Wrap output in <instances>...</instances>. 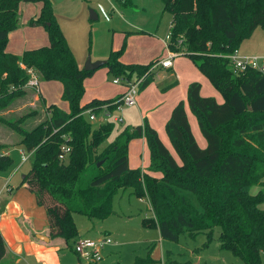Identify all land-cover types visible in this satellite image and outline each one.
Returning a JSON list of instances; mask_svg holds the SVG:
<instances>
[{
    "label": "trees",
    "instance_id": "trees-1",
    "mask_svg": "<svg viewBox=\"0 0 264 264\" xmlns=\"http://www.w3.org/2000/svg\"><path fill=\"white\" fill-rule=\"evenodd\" d=\"M21 1L42 2L29 25L43 26L49 44L14 55L6 52L5 46L8 33L18 26ZM117 1L122 7L132 5V0ZM161 2L163 11L171 15L167 46L189 57L223 97L218 103L214 97L200 94L199 82L189 84L187 103L206 146L198 145L180 101L165 124L177 158L145 119L103 145L114 122L94 127L82 112L91 109L98 114L104 104L113 111L121 95L94 98L81 105L84 79L93 71L79 66L51 0H0V123L17 133L14 145L33 151L30 168L19 185H25L45 208L50 236L64 239L72 250L78 235L73 215L104 220L112 213L117 191L129 188L148 198L153 215L143 218L142 224L156 226L162 239L177 241L181 233L194 239L205 233L203 247H207L214 228L219 227L222 249L243 264H263L264 208L260 205L264 188L256 193L250 189L264 187V73L250 69L235 73L226 56L257 27L264 31V0ZM125 46L124 41L118 50H111L103 66L114 77L132 79L146 74L139 86L142 90L152 81L155 73L148 70L158 59L125 64L120 60ZM28 69L35 71L39 80L61 82V98L69 103V112L47 106L39 94L35 100L37 93L23 87ZM29 96L38 107L28 108L21 116L6 114ZM141 136L150 152L149 170L160 177L129 167V141ZM63 145L70 149L66 161L59 158ZM4 147L7 144L0 143V170L13 161L2 152ZM186 192L195 196L200 209ZM4 253L0 233V260ZM151 263L150 257H137L132 264Z\"/></svg>",
    "mask_w": 264,
    "mask_h": 264
},
{
    "label": "crops",
    "instance_id": "crops-1",
    "mask_svg": "<svg viewBox=\"0 0 264 264\" xmlns=\"http://www.w3.org/2000/svg\"><path fill=\"white\" fill-rule=\"evenodd\" d=\"M70 3H74V1ZM41 7L42 2H19L18 26L8 33L5 46L6 52L21 55L25 50L49 44L48 34L43 26L29 25L30 19L39 14ZM79 9L81 10V7ZM112 11H114L113 7ZM54 13L79 66L83 68V61L80 62L79 59L80 49L78 46L82 40L80 38V30L81 32L83 31L84 24L81 27L77 24H71L65 28L63 22L58 19L57 13ZM111 13L100 7L99 12H95L97 16L95 20L99 18V14L104 18L110 19L112 18ZM131 13L134 15L133 12ZM120 17L124 20L126 27L112 29L113 41L110 51L118 50L125 41L126 46L120 56V60L123 63L146 64L163 58L168 54L170 48L167 46V40L157 35V26L144 29L133 24L124 16L121 15ZM168 28L170 29V23ZM105 58L97 55L94 60ZM158 68L159 71L153 76L152 81L144 89L139 90L136 97V105L128 106L136 107L138 110L141 123L137 125L143 124L145 119L149 126L157 132L162 143L172 153L173 148L166 134L165 124L170 118L174 107L180 101H183L191 131L198 145L204 148L206 141L201 136L196 118L190 112L187 103L188 86L190 83L197 81L201 84L200 94L202 96L214 97L218 103L223 102V97L186 55L176 56L170 68ZM168 72L169 75L166 74ZM109 75L107 67L100 66L93 70L91 76L84 79V91L80 99L81 105L94 98L112 99L122 95L125 91L124 83H114L113 79L115 77L113 76L109 80ZM40 84L43 86L42 89ZM51 90L55 91L57 95H51L53 94ZM62 91L63 86L59 81L39 80L35 100H37L39 94L47 106L55 105L64 112H69V103L61 98ZM100 115L104 118L103 111L96 114V118ZM85 116L87 117V115ZM121 122H123L122 118ZM196 131H198L200 136H196ZM2 152L5 153L3 150ZM172 155L174 154L172 153ZM128 164L132 169H140L142 173L160 177V173L149 170L150 152L144 136L133 138L129 141ZM22 165L23 163L20 162L13 174ZM9 179H11V176L7 180ZM19 184L13 187L5 181L0 188V233L5 242V253L0 260V264H64L63 252L67 249L73 253L78 262H81L64 239L50 236L45 208L37 204L34 193L28 190L25 185ZM40 236L47 237V240H43ZM78 237L84 236L77 235ZM160 239L162 238L160 237ZM75 264L79 263L75 262Z\"/></svg>",
    "mask_w": 264,
    "mask_h": 264
},
{
    "label": "rangeland",
    "instance_id": "rangeland-1",
    "mask_svg": "<svg viewBox=\"0 0 264 264\" xmlns=\"http://www.w3.org/2000/svg\"><path fill=\"white\" fill-rule=\"evenodd\" d=\"M51 1L54 12L57 13L58 19L63 22L65 28L71 24H77L79 27L84 24L83 31L80 30L82 40L78 46L80 49L79 59L80 62L83 61V66L88 57L92 61H96L94 58L97 55L106 57L99 60L108 59L113 41L112 29L126 27L124 20L120 17L121 15L144 29L157 26V35L164 40H166L169 33L168 26L171 15L162 11L161 0H132V5L126 7L120 6L117 0ZM73 1L74 3H70ZM100 7L107 12H112V18H104L99 14L97 20H89L90 10L99 12ZM112 7L114 11H112ZM132 9L133 11H131ZM238 51L241 55L264 57V31L257 27L249 38L241 41ZM158 71L159 68L153 70L155 74ZM166 74L169 75V72ZM108 78L111 80L113 75L110 74ZM42 84H40L41 89L43 88ZM51 93H53L51 95H57L53 90H51ZM33 101L34 98L29 96L27 100L15 104L6 114L8 116H21L28 111V108L38 107L37 101ZM119 116H121L123 122L113 120ZM108 120L114 122V128L103 145L113 142L116 136L125 128L141 123L136 107L123 106L122 110H114L107 117L104 116L103 118L100 115L92 121V124L97 127L100 123ZM195 133L196 136L199 135L198 131ZM17 137V133L12 128L0 123V143L7 144L3 151L9 154L13 160L10 165L0 170V188L5 181L10 186L15 187L19 184L22 175L30 168L31 157L13 174L21 162V151L24 150L21 146L13 144L17 141ZM172 153L177 158L173 150ZM10 176L11 179L7 180ZM261 188L264 187L252 186L250 192L256 193ZM186 194L191 198L193 204L200 209L195 196L189 192H186ZM260 207L264 208V203ZM152 215L148 198L145 196L139 197L128 188L117 191L112 202V213L106 219H89L84 215L74 214L73 220L78 235L91 238L109 237L112 240L111 244L104 246L102 249V258L97 264H115L117 262L132 264L137 257H150L153 260L151 264H243L241 259L229 250L220 247L218 240L219 227L214 228L213 240L207 247H203L206 241L205 233L198 234L194 239L186 233H181L177 241L162 240L157 227H148L142 224L143 218H149ZM63 254L64 264H75V262L86 264L85 262H78L68 249ZM262 259L264 264V255Z\"/></svg>",
    "mask_w": 264,
    "mask_h": 264
},
{
    "label": "built area",
    "instance_id": "built-area-1",
    "mask_svg": "<svg viewBox=\"0 0 264 264\" xmlns=\"http://www.w3.org/2000/svg\"><path fill=\"white\" fill-rule=\"evenodd\" d=\"M169 38H170V33H168V35L166 36L167 43ZM181 54H183V52H178L170 49L168 54L165 57L158 59V61H156L150 67L148 72H151L158 67L170 68L172 66L173 59ZM226 57L229 60L230 67L235 73L243 72L248 69L256 70L261 73H264V57L256 56V55H241L238 49H235ZM27 73H28V80L23 87L26 89H32L35 92H37L38 82H39V77L37 73L32 69H28ZM145 75L133 79H127L121 77H115L113 79L114 83L123 82L125 85V91L122 93L120 99L115 102L114 110H121L123 106L136 105V97L139 92V86L143 82ZM101 111H103L105 117L111 114V110L106 104L102 105ZM82 114L84 116L87 115V119L90 122L97 119L96 114L93 113L91 109H86L85 111L82 112ZM114 121L116 122L121 121V117L114 118ZM69 151L70 149L67 145H63L61 147V153L59 154V158L61 161L67 160V155ZM32 154L33 151L22 150L21 162L24 163L28 161L32 156ZM111 243L112 240L109 237H105V238H91L85 236L78 237L73 243V250L81 262H85L86 264H97L102 258L101 257L102 249L104 248V246L109 245Z\"/></svg>",
    "mask_w": 264,
    "mask_h": 264
},
{
    "label": "water",
    "instance_id": "water-1",
    "mask_svg": "<svg viewBox=\"0 0 264 264\" xmlns=\"http://www.w3.org/2000/svg\"><path fill=\"white\" fill-rule=\"evenodd\" d=\"M97 18L95 12L93 10H90V15H89V19L90 20H95ZM106 63V60H96V61H92L90 57L87 58L83 69L84 70H95L100 66H103ZM101 162L98 163V165H100ZM24 177V175H22V178ZM40 238H42L43 240H47V237L45 236H40Z\"/></svg>",
    "mask_w": 264,
    "mask_h": 264
}]
</instances>
